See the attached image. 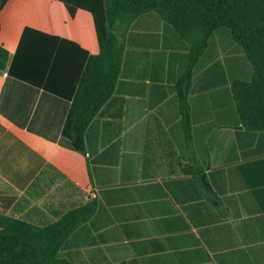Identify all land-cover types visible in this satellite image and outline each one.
<instances>
[{
  "label": "crops",
  "instance_id": "obj_1",
  "mask_svg": "<svg viewBox=\"0 0 264 264\" xmlns=\"http://www.w3.org/2000/svg\"><path fill=\"white\" fill-rule=\"evenodd\" d=\"M52 7L71 21L48 28ZM0 15L9 51L0 70V213L42 225L93 206L60 249L72 264H264V131L240 123L231 84L248 81L252 67L228 29L211 34L193 67L188 137L177 87L189 49L156 13L137 16L114 92L73 165L58 152H74L61 128L102 45L100 5L6 0Z\"/></svg>",
  "mask_w": 264,
  "mask_h": 264
},
{
  "label": "trees",
  "instance_id": "obj_2",
  "mask_svg": "<svg viewBox=\"0 0 264 264\" xmlns=\"http://www.w3.org/2000/svg\"><path fill=\"white\" fill-rule=\"evenodd\" d=\"M6 0H0V11ZM100 5L104 38L99 51L88 56L71 99L61 134L74 152L58 150L73 165L82 162L84 134L92 119L112 96L120 72L123 38L131 22L139 15L154 12L186 43L188 63L179 78L177 95L184 128L189 137L187 94L192 70L208 45L211 34L228 29L232 39L244 51L252 67V76L234 80L231 91L241 125L247 131H264V0H94ZM67 11V10H66ZM51 8L46 26L71 21L70 14L57 18ZM0 15V23H1ZM64 33L63 30H59ZM8 49L0 44V70L8 61ZM29 143L46 150L53 147L40 138L18 130ZM51 158L61 165L56 153ZM94 211V207L70 210L47 224H37L0 213V264H72L60 256L70 234Z\"/></svg>",
  "mask_w": 264,
  "mask_h": 264
},
{
  "label": "built area",
  "instance_id": "obj_3",
  "mask_svg": "<svg viewBox=\"0 0 264 264\" xmlns=\"http://www.w3.org/2000/svg\"><path fill=\"white\" fill-rule=\"evenodd\" d=\"M97 191L96 190H94V189H90L89 191H88V197H92V198H94V197H96L97 196Z\"/></svg>",
  "mask_w": 264,
  "mask_h": 264
}]
</instances>
